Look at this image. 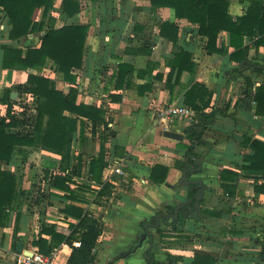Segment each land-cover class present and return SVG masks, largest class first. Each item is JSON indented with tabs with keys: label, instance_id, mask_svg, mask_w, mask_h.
<instances>
[{
	"label": "crops",
	"instance_id": "1",
	"mask_svg": "<svg viewBox=\"0 0 264 264\" xmlns=\"http://www.w3.org/2000/svg\"><path fill=\"white\" fill-rule=\"evenodd\" d=\"M78 1L79 11L68 17L62 8L63 0H54L42 31L19 39L9 38L12 22L0 7L1 118L8 123L11 121L6 90L9 89L16 98L18 91L14 87L26 83L29 73L51 78L65 94L75 86L79 91V102L105 110L102 121L94 123L85 119L84 142L80 132L74 137L70 168H61V155L39 145L16 147L13 159L2 164V170L12 171L18 177V188L22 193L9 209V220L0 227V264H17L19 241L24 243L25 252L39 249L34 241L40 236L50 242L52 236L42 233L44 226L54 225L57 232L69 235L71 224L79 220L64 212L69 203L101 217L103 234L94 247L96 260L92 264H151L148 251L159 264H168L170 258H173L171 264H191L196 251L215 255L214 264H264V248L248 247L254 242L251 236L256 235L255 232L231 229V225L239 220L248 222L244 210L251 204H256L258 211H264V193L256 192L254 188L255 183L264 181V171L241 168L244 156L253 153L244 145L245 138L264 140V116L256 114L253 97L256 87L264 83L261 77L264 75L261 74L264 73V44L257 47L253 44L255 38H245V44L249 45L248 59L250 63L258 64L259 69L245 67L240 73L244 61L231 58L235 48L230 45L228 31L220 32L216 46L221 51L210 52L206 47L207 37L197 33L199 24L178 18L172 7L154 8L151 0ZM251 1L230 0V13L235 18L245 14ZM42 17L43 9L37 20ZM163 21L178 26L176 40L161 34L160 23ZM71 22L89 25L84 63L73 70L74 82L66 81L52 60L37 69L17 70L2 66L3 44L20 47L25 55L28 47L40 46L42 35L50 25L60 27ZM182 49L191 54L196 67L193 71L183 70L181 74L177 70L171 73L170 61ZM123 62H129L135 70L126 75L123 85L118 86L117 73ZM245 75L254 79L252 88L246 84ZM197 82L212 93L205 111H215V115L208 116L201 141L194 145L195 155H189L192 160L189 162L191 140L185 130L198 121V110L195 109L197 119L193 123L179 122L168 129L158 122L155 112L164 104H182L186 92ZM6 130L19 132L11 124ZM166 130L182 133L184 137H168ZM33 151L35 157H39L33 158L36 166L28 162ZM102 154V182H97L91 179L90 163ZM80 159L81 170L74 174L71 169ZM196 159L201 160V164ZM156 164L168 167L164 182L156 183L152 179ZM118 166L124 174H112ZM223 169L241 173L238 192L233 197L224 193ZM57 176L69 178L75 200L64 198V191L53 186ZM198 179L203 185L192 182ZM35 183L42 185L38 188L49 196L46 202L42 198L39 210H29L27 198ZM105 184L111 186L110 192L100 195ZM194 188L200 189L198 200L191 197ZM191 198L194 202L189 201ZM179 205V211L183 209L184 215L179 228L174 230L172 222L179 211L177 217L175 211L167 216L166 206ZM160 213H164L163 227L150 226L146 240L141 242L146 223L157 222ZM257 219L260 221L262 217L257 215L255 221ZM214 224H218L219 231ZM257 234L262 236L263 233L258 231ZM217 237L232 242L238 250L217 249L213 241ZM164 238L168 239L166 244ZM51 253L67 264L72 248L62 241Z\"/></svg>",
	"mask_w": 264,
	"mask_h": 264
},
{
	"label": "trees",
	"instance_id": "2",
	"mask_svg": "<svg viewBox=\"0 0 264 264\" xmlns=\"http://www.w3.org/2000/svg\"><path fill=\"white\" fill-rule=\"evenodd\" d=\"M154 8L172 7L178 18H187L198 23L197 33L207 37V49L210 52L221 51L217 47L220 32L228 31L230 45L235 48L231 55L233 60L243 62L242 72L249 68L259 69L258 64L250 63L248 59L249 45L245 44V38H255L253 44L259 47L264 44V2L262 0H252L245 14L234 17L230 11V0H151ZM54 6V0H0V7L12 22V29L9 32L10 39H19L30 33L42 31L45 16ZM62 8L68 17H72L80 9L78 0H63ZM43 9V17L37 20V15ZM161 34L176 40L178 26L169 21L160 23ZM89 25L83 23H65L60 27L50 25L48 30L42 35L39 47H28L25 55L23 49L14 47L11 44H3L2 66L17 70L29 68H41L48 60H52L57 69L64 75L68 82H74L73 70L81 68L84 63V50L88 35ZM171 73L177 70L181 74L183 70L193 71L196 63L192 60L191 54L182 49L175 53L174 59L170 61ZM135 68L129 62L119 65L118 86L123 85V80L127 74H133ZM236 70H239L238 68ZM170 73V74H171ZM246 84L251 88L254 86V79L245 75ZM20 96L26 93H33L36 98L37 114L35 117V127L30 132L10 133L6 129L11 125H20L27 121L13 117L10 123L0 117V227L10 218L9 209L15 204L18 195L22 193L18 188V177L8 170H2L3 163H9L14 156L18 146H41L42 148L61 155V168L67 169L71 165V147L77 133L80 132L81 140H86L84 136L85 119L96 123L104 120L105 110L93 104L78 101L79 91L75 86H71L67 94L58 89L55 81L51 78L29 73L28 80L24 84H16L14 87ZM212 93L202 83L197 82L186 92L184 104L192 106L198 110V121L187 127L185 132L191 140L188 146L187 160L191 162L189 155H195L194 145L201 141L208 116L215 115V111L208 113L205 108L210 104ZM256 114L264 116V83L258 85L254 92ZM5 100L12 116L14 98L10 90L5 92ZM244 145L249 146L253 153L244 156V164L241 166L245 170L264 171V140L246 137ZM82 159L79 160L72 169V173H79L82 167ZM90 167L91 179L102 182V171L104 167V155L98 160H92ZM168 167L164 164H156L152 172V179L156 183L164 182L167 176ZM241 173L231 169H223L221 172L222 187L228 196H235L238 192L237 186ZM69 178L57 176L53 186L64 191V198L76 199V195L70 189ZM110 185L105 184L99 194L110 192ZM255 191L264 193V181L255 183ZM191 196H195V191ZM174 206H166V215L174 214ZM64 212L73 215L79 220L71 224V233L64 235L56 231L55 226H44L42 233H48L52 240L40 236L34 241L44 254H51L53 247L62 241L68 243L72 248V253L67 264H92L96 260L94 247L103 234L101 217L85 212L84 208L76 204L69 203L64 208ZM184 210L179 211V215L172 222L174 230L178 229L183 220ZM167 220V218H166ZM146 222H144L145 224ZM79 242V245H75ZM150 263H157L152 252L148 251ZM170 258V257H169ZM170 258L168 264L172 263ZM176 260V259H174ZM215 255L196 251L191 264H214Z\"/></svg>",
	"mask_w": 264,
	"mask_h": 264
},
{
	"label": "built area",
	"instance_id": "3",
	"mask_svg": "<svg viewBox=\"0 0 264 264\" xmlns=\"http://www.w3.org/2000/svg\"><path fill=\"white\" fill-rule=\"evenodd\" d=\"M18 96L14 98V105L12 109L13 117L27 121L23 124L17 125L16 129L18 131L30 132L35 127V117L37 114L36 109V98L35 95L31 92L26 93L25 96ZM156 117L158 122H160L165 129H168L169 126L179 122H186L188 124L193 123L197 119V112L194 108L187 104H174L168 103L160 106L156 110ZM124 174L122 167H116L113 169L112 174L115 173ZM79 242H75V245H79ZM16 263L17 264H66L61 262L58 259V256L55 253L44 254L39 249L37 250H27V252H19L16 254Z\"/></svg>",
	"mask_w": 264,
	"mask_h": 264
},
{
	"label": "rangeland",
	"instance_id": "4",
	"mask_svg": "<svg viewBox=\"0 0 264 264\" xmlns=\"http://www.w3.org/2000/svg\"><path fill=\"white\" fill-rule=\"evenodd\" d=\"M261 74H264V73H261ZM261 77L264 78V75H261ZM31 155H32L30 157L31 159H29L28 162L30 164L36 166V163L33 161V158L39 159V157H35L36 155H34V151L31 153ZM44 164H47V163L44 161ZM38 167L40 168V165H38ZM38 186H41L42 187V185H38V184L35 183L34 187L32 189H30L29 196L27 198L28 199L27 201H28V203L31 206L29 210H35V209L39 210L40 209V201L42 200V198L44 199L43 201H45V202H46V200H48L46 198L49 196V194H47V192L45 190L39 189ZM197 199H199V198H197ZM36 206H37V208H36ZM255 206H256V204H251L249 207L245 208V210H244V212H245V215L244 216H247V221L248 222L243 221V220H239V221L235 222L234 225H231V229L232 230H235V231H237V230H242V231L250 230V233L251 234L254 231L256 235H254V236H251L250 235L251 238L254 239V242H251L250 245H248V247L252 246L253 248H255L257 246V248L262 249V248H264V211H258V209H256ZM55 210H57V209H55ZM33 212H35V211H33ZM51 213H52V211H51ZM257 215H259V216L262 217V219L260 221H258L259 219H257L255 221V217ZM163 220L164 219H163V216H162L160 218V224H161L160 226L161 227H163L162 225H164ZM257 222H259V223H257ZM156 223L157 222H154L153 224L155 225ZM157 227H159V226H157ZM203 227H205V225ZM214 227L216 228L217 231H219L218 224H214ZM155 231H156V229H155ZM258 231H260V232L263 233L262 236H260V235L257 234ZM226 236H228V234H226ZM261 237L263 239H260ZM144 240H146V239H144ZM213 241H215V243L217 244V246H216L217 249H220V250L229 249L230 250V249H233L234 248V250H236V249L238 250V248L233 247V245H232L233 243L232 242L225 241L222 238H218L217 237L216 239H213ZM163 242H164V244H166V242H168V239L164 238L163 239ZM256 250H258V249H256ZM258 251H256V252H258ZM234 254H238V253L237 252L236 253L234 252Z\"/></svg>",
	"mask_w": 264,
	"mask_h": 264
},
{
	"label": "water",
	"instance_id": "5",
	"mask_svg": "<svg viewBox=\"0 0 264 264\" xmlns=\"http://www.w3.org/2000/svg\"><path fill=\"white\" fill-rule=\"evenodd\" d=\"M165 135L166 136H168V137H171V138H175V139H183V137H184V135L182 134V133H179V132H176V131H173V130H166L165 131ZM196 162H198L199 164H201V160H199V159H196ZM197 169V168H196ZM194 170H195V168H194ZM187 172H188V170H186L185 171V173H184V178L186 177V175H187ZM194 184H201V185H203V182L201 181V180H193L192 181ZM189 201H193V198H191V199H189ZM181 207V205H179V206H177L176 207V210H175V216L177 217V215H178V211H179V208ZM162 216H164V213H160L157 217H156V219H157V226H159L160 225V218L162 217ZM146 228L148 229L149 228V226H152V224L151 223H149V222H147L146 223ZM146 236H147V233H142V235H141V242L146 238ZM17 250L19 251V252H25V249H24V243L22 242V241H19L18 243H17Z\"/></svg>",
	"mask_w": 264,
	"mask_h": 264
},
{
	"label": "flooded vegetation",
	"instance_id": "6",
	"mask_svg": "<svg viewBox=\"0 0 264 264\" xmlns=\"http://www.w3.org/2000/svg\"><path fill=\"white\" fill-rule=\"evenodd\" d=\"M193 190L195 191V196H193V197L195 198V200H198L197 198H200V197H198V196H199L198 194H199L200 189H199V188H197V189L194 188ZM193 190H192V191H193ZM191 197H192V196H191ZM193 202H194V201H193ZM156 221H157V219H156ZM155 225L157 226V224H155ZM152 226H154V224H152ZM159 226H160V225H159ZM149 227H150V226H149ZM148 230H149V228L147 229L146 226H145V231H144V232L147 233V236H148ZM144 232H143V233H144ZM147 236H146V237H147Z\"/></svg>",
	"mask_w": 264,
	"mask_h": 264
}]
</instances>
